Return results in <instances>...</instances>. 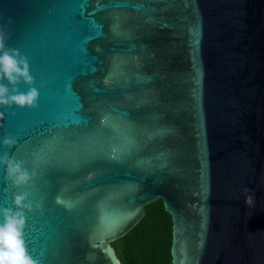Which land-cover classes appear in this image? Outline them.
Returning a JSON list of instances; mask_svg holds the SVG:
<instances>
[{
	"label": "water",
	"instance_id": "1",
	"mask_svg": "<svg viewBox=\"0 0 264 264\" xmlns=\"http://www.w3.org/2000/svg\"><path fill=\"white\" fill-rule=\"evenodd\" d=\"M0 26L39 90L0 121L33 257L120 264L161 198L171 264H264V0H0Z\"/></svg>",
	"mask_w": 264,
	"mask_h": 264
},
{
	"label": "clouds",
	"instance_id": "2",
	"mask_svg": "<svg viewBox=\"0 0 264 264\" xmlns=\"http://www.w3.org/2000/svg\"><path fill=\"white\" fill-rule=\"evenodd\" d=\"M8 33L4 26H0V121L5 119L8 109L35 108L39 99V90L33 86L34 77L30 72L28 57L18 48L6 46ZM6 82V83H5ZM27 85L21 90L19 85ZM0 127H3L0 123ZM17 140L10 134L0 139V145L12 148ZM0 166H3L6 175L4 179L10 187H20L29 184L35 176L24 167L23 160H17L7 152L0 155ZM56 202L60 203L59 196ZM14 208L0 207V264H41L39 258L33 257L28 250L24 231L26 226L25 210H33V202L28 200L27 192L13 193ZM36 209L42 205L37 203Z\"/></svg>",
	"mask_w": 264,
	"mask_h": 264
},
{
	"label": "trees",
	"instance_id": "3",
	"mask_svg": "<svg viewBox=\"0 0 264 264\" xmlns=\"http://www.w3.org/2000/svg\"><path fill=\"white\" fill-rule=\"evenodd\" d=\"M172 218L161 198L147 204L143 217L111 242L120 264H171Z\"/></svg>",
	"mask_w": 264,
	"mask_h": 264
}]
</instances>
